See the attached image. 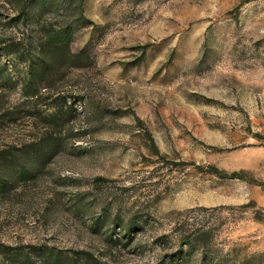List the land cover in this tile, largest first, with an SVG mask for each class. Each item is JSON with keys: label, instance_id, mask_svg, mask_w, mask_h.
Segmentation results:
<instances>
[{"label": "rangeland", "instance_id": "374dc122", "mask_svg": "<svg viewBox=\"0 0 264 264\" xmlns=\"http://www.w3.org/2000/svg\"><path fill=\"white\" fill-rule=\"evenodd\" d=\"M0 65V146L50 152L0 264H264V0H0Z\"/></svg>", "mask_w": 264, "mask_h": 264}, {"label": "trees", "instance_id": "16d2710c", "mask_svg": "<svg viewBox=\"0 0 264 264\" xmlns=\"http://www.w3.org/2000/svg\"><path fill=\"white\" fill-rule=\"evenodd\" d=\"M3 48H7V51H15L16 49L11 43L6 44ZM62 49H66L69 55L79 57L86 55L84 52L74 53L70 51L69 41L56 36L55 38H45L41 40L40 48L37 51L39 58L35 59L39 61L38 65L42 73L51 70L58 62H60L62 56ZM22 57V55L20 54ZM31 58L34 56L30 54ZM6 70V69H5ZM4 76V67L0 65V77ZM33 92V91H32ZM36 94V93H35ZM34 95V92H33ZM33 141L23 144H7L0 146V191H7L14 189L19 182L34 178L36 171L42 163H46L50 152L46 150L37 151L32 145Z\"/></svg>", "mask_w": 264, "mask_h": 264}]
</instances>
